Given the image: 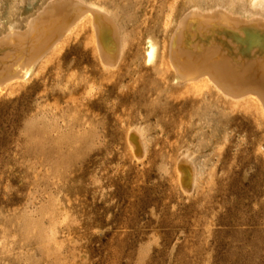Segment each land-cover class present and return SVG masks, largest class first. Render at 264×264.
Segmentation results:
<instances>
[{"label":"rangeland","instance_id":"obj_1","mask_svg":"<svg viewBox=\"0 0 264 264\" xmlns=\"http://www.w3.org/2000/svg\"><path fill=\"white\" fill-rule=\"evenodd\" d=\"M49 1L0 0V36L7 23L34 29L1 61L37 60L26 82L0 74V84L11 82L0 86V251L9 249L0 264H264V116L230 101L208 74L196 76L210 68L226 84L235 75L242 90L264 91V9L220 0L262 18L234 26L211 17L190 60L171 42L174 30L187 11L216 0H82L106 15L99 40L111 54L102 63L88 17ZM185 21L184 34L205 20ZM147 36L163 51L152 66L144 63ZM230 42L242 57L231 60ZM63 107L77 111L67 127L50 119ZM131 128L145 140L139 160L127 149ZM183 155L198 171L186 195L176 173Z\"/></svg>","mask_w":264,"mask_h":264},{"label":"bare ground","instance_id":"obj_2","mask_svg":"<svg viewBox=\"0 0 264 264\" xmlns=\"http://www.w3.org/2000/svg\"><path fill=\"white\" fill-rule=\"evenodd\" d=\"M211 1H214V0H211ZM217 2L211 6H207V7H199V6H195L194 8H192L190 11H187L186 14L183 15L182 18H180L179 20V27L174 30V35H172L171 37V42L172 43H175L176 42V46L180 49V46L181 47H186L187 48V51H182V54L185 55V56H188L190 58V60H195L192 56H191V53L192 52H195L196 49H199V48H203L204 44H203V41H202V31H207V29L209 28H212L213 25L211 26L209 24V21L211 20V17L213 16H219V14H223L225 15V17H227L229 20H231L233 23H234V26H237V22H241V23H246V22H249L251 20H254V21H259V19H261L262 17L259 15V14H255V13H251V12H248L247 10H240L239 12H234L233 11V5H223L222 2L220 0H216ZM230 2H236V1H240V0H229ZM45 5V4H44ZM68 6L70 11H73L77 14V16H80L82 13L84 16H82L84 19H86L87 17V22H89L90 26H91V30H92V36H95L97 38V44H96V41H94V45L97 47H95V51L97 53V57L100 59L103 60L102 63H105L111 52L107 49L110 44H103L101 40H99V30H100V27H99V21L100 19H105V16L103 14V12H101L98 7L96 6H93V5H90L89 3L86 4L84 3L82 0H50L47 4L48 8L51 7V6H54V7H61L62 6ZM46 6V7H47ZM44 7V6H43ZM41 7V8H43ZM45 7V9H46ZM246 7H251V8H255V7H261L264 9V0H246ZM44 9V8H43ZM42 10V9H41ZM40 11V10H39ZM63 11V10H62ZM43 12V10H42ZM41 12V13H42ZM37 13V12H36ZM86 13V14H85ZM91 18H89V15ZM38 14V13H37ZM191 14H199L201 17H202V20H205L203 22V24H196V27L195 28H192V26H188L187 28V33H182L183 31L181 30V26L183 25L185 19L187 18V16L191 15ZM39 16V15H38ZM87 16V17H86ZM35 16H33L34 18ZM255 17V18H254ZM256 17H259V18H256ZM38 18V17H37ZM43 18V17H42ZM48 18V17H47ZM80 18V17H79ZM79 18L76 20V21H81L83 22L84 19H81L79 20ZM109 18V17H108ZM31 19V17H30ZM28 18V20H30ZM45 19V18H44ZM50 19V18H49ZM40 21V19H39ZM110 21H113L112 19H110ZM47 22V21H46ZM45 22V23H46ZM186 22V21H185ZM28 23V22H27ZM30 23V21H29ZM28 23V24H29ZM35 23V22H34ZM48 23V22H47ZM51 23V21H50ZM54 23V22H53ZM76 23V22H75ZM75 23H72L73 25L71 26L72 28H74L75 26ZM86 23V22H85ZM26 24V26L28 27L29 25ZM42 24V23H40ZM44 24V23H43ZM42 24V26H43ZM166 24V23H165ZM45 25V24H44ZM48 25V24H46ZM84 25V24H82ZM5 26V25H4ZM31 26L33 27V24L31 23ZM31 26L29 28H31ZM38 26V24H37ZM41 26V25H40ZM39 26V27H40ZM51 27V24L49 25ZM59 26V25H58ZM185 26V24H184ZM226 26V25H225ZM224 24L222 26V29L225 28ZM26 27V28H27ZM37 27V28H39ZM69 27V30L71 31L72 28ZM228 27V26H226ZM37 28H35L37 30ZM44 28V27H43ZM184 28V27H183ZM42 29V28H41ZM48 29V28H47ZM57 29V28H56ZM55 29V30H56ZM234 29V31L236 32V34H238V36H240L241 38L244 37L243 33L238 30L236 27L232 28ZM30 30V29H29ZM32 30V28H31ZM30 30V31H31ZM34 30V29H33ZM32 30V32H33ZM43 30V31H42ZM42 33L46 31H44V29H42ZM54 30V28H53ZM54 30V31H55ZM68 30V31H69ZM22 30H17L13 27L12 23H7L6 24V29L3 33V35H1L0 37V74L6 72V71H9V77H7L8 80H13V82L15 81L16 83H23L24 81L26 82L29 78L32 77V73H31V69H32V64L34 63V60H35V55L36 54H33L31 56H28V57H25L24 55L21 54V56H23V61L22 59H20V57L18 58L17 56H14L12 61L11 62H7V63H3L1 61L2 58H7L9 57L10 55L12 56V53H15L14 51H20L21 48L23 46H25L24 44L25 43H22L25 39L24 36H28L26 33L28 31V29H26L25 33H22L20 32ZM24 31V29H23ZM28 31V32H30ZM67 31V29H66ZM66 31H65V35L67 36L70 32L67 31V34H66ZM197 31H198V34H197ZM53 32V31H52ZM51 32V33H52ZM210 32V30L208 31ZM40 33V32H39ZM190 35L188 36L190 39H191V43L190 44H187L185 39L187 37L186 34H189ZM29 34V33H28ZM31 34V33H30ZM44 34V33H43ZM42 34V36H43ZM50 34V33H49ZM48 34V35H49ZM61 35L62 37L65 35ZM209 34V33H208ZM35 35H36V31H35ZM41 35V34H40ZM38 33H37V37L40 36ZM47 35V36H48ZM52 35V34H51ZM199 35V36H198ZM30 36V35H29ZM28 36V37H29ZM55 36V35H54ZM60 37V36H59ZM62 37L59 38L61 41H62ZM63 37V38H64ZM114 37V36H113ZM200 37V38H199ZM32 38V37H31ZM35 38V37H34ZM46 38V37H45ZM44 38V39H45ZM33 39V38H32ZM39 39V38H38ZM41 39V38H40ZM43 39V40H44ZM42 40V41H43ZM48 40V39H47ZM58 40V39H56ZM26 41V40H25ZM28 41V40H27ZM55 41V40H54ZM61 41H58V42H61ZM35 42L36 39H35ZM56 42V43H55ZM53 42L52 44L53 45H58L57 41ZM28 43V42H27ZM30 43V42H29ZM32 43V42H31ZM55 43V44H54ZM232 44V42H230ZM51 44V45H52ZM60 44V43H59ZM219 44V43H218ZM29 45V44H27ZM43 45V43H42ZM49 46V47H52V46ZM120 45V44H119ZM215 45V44H214ZM41 46V45H40ZM144 46H145V50H144V63L146 66H152L154 65L157 60H160L162 61L163 60V51L161 50L160 46L158 45V43L152 39L151 37L147 36L145 38V41H144ZM32 47V45L30 46ZM222 47V46H221ZM259 47V46H258ZM264 47V46H263ZM24 48V47H23ZM27 48V47H26ZM40 48V47H39ZM253 48V47H252ZM251 48V49H252ZM31 49V48H30ZM211 49V47H210ZM215 49V48H214ZM232 51L234 52L235 54V57L231 60H235V58L238 56V57H242L241 55L238 54V50L236 48L235 45L232 44V47H231ZM27 50V49H26ZM26 50H22L25 54L26 53ZM29 50V49H28ZM48 50H51L50 48L47 49L46 51ZM220 50V48H219ZM264 50V49H263ZM207 51V50H206ZM227 51V50H226ZM208 52V51H207ZM223 52V51H222ZM264 52V51H263ZM27 53H29V51H27ZM38 53V52H37ZM47 53V52H45ZM44 54H41V55H45ZM19 54V53H18ZM40 57V56H39ZM38 57V58H39ZM37 58V59H38ZM117 58V57H116ZM8 59V58H7ZM100 59V60H101ZM246 59V58H245ZM9 60V59H8ZM40 60V59H39ZM106 60V61H105ZM244 60V59H243ZM37 62V60H35V63ZM101 62V61H99ZM110 62H114V61H110ZM192 61H190L191 63ZM242 62V61H241ZM40 63V62H39ZM38 63V64H39ZM101 63V64H102ZM114 64V63H113ZM223 64V63H222ZM34 65V64H33ZM103 65V64H102ZM258 66V64H256ZM175 66V69L177 70H187V69H183V68H178L176 65ZM229 66H231L232 68L234 69H237L239 67V65H237L236 63L234 64H229ZM249 66L253 67L255 66L253 63H249L247 65V67L242 70V72L244 73L245 70H247V68H249ZM103 67H105V65H103ZM107 67V66H106ZM213 67V66H212ZM243 67V66H242ZM218 68V67H217ZM261 70V72L263 71L264 72V64L263 66H260L259 68ZM210 68H205L204 71L197 76V78L202 75H205V74H208L210 76V81H212L214 83V86L220 91L222 92L225 96H227L229 98L230 101H232L233 103L235 104H245L246 107H248L250 111L252 112H255V113H259L261 116H264V91H260V90H257V89H254V88H250V89H247V90H242V87L244 85H241V84H238V83H233V77H235V75H228V76H225L226 78H230V82H228L227 84L222 82L220 79L213 77V75L211 73H209ZM239 69H237L238 71ZM241 72V71H240ZM262 72V73H263ZM57 73V72H56ZM59 73L58 72V76H59ZM207 75V76H208ZM57 76V77H58ZM62 76V75H61ZM196 76L192 77V76H188L186 77V80H189V79H192V78H195ZM56 77V78H57ZM60 78V77H59ZM208 79V77H206ZM177 80H179V82L183 83L185 82V78L181 77V75L178 73V76L176 78ZM205 79V78H204ZM258 79V78H257ZM264 79V77H263ZM8 80L4 83L2 82V84L4 83V86L2 84H0V86L2 85L3 87H6L5 84L8 83ZM10 80V81H11ZM82 81V80H81ZM12 82V81H11ZM9 82V85L10 83ZM260 82V81H259ZM15 84V83H13ZM8 85V86H9ZM12 86V85H11ZM74 88V86H73ZM63 90H66L64 88H62ZM69 89H72V88H69ZM62 90V91H63ZM61 91V90H60ZM67 91V90H66ZM70 92V90H68ZM64 92V91H63ZM89 95V94H88ZM250 95H255V97L253 96H250ZM87 96V95H86ZM234 104V105H235ZM42 108V107H40ZM50 108V107H49ZM55 109V108H54ZM53 110V109H52ZM56 110V109H55ZM54 110V111H55ZM51 111V110H50ZM52 112V111H51ZM49 112V113H51ZM73 112V114H69ZM39 113L40 110H39ZM76 109H74V107L71 109V108H67V107H63V109H57L56 112H53L51 113L52 115L50 116L51 120L52 121H57V120H60V123H64L65 126H69V123H70V120L69 118L70 117H74L76 116ZM42 115V114H41ZM48 116V114H47ZM84 118H86L85 122L88 123L89 119H90V116H85ZM83 119V117L81 118ZM84 120V119H83ZM81 124H83V122H81ZM133 133H135V135H137V138L139 139V144L138 142L136 141V139L133 137ZM126 145H127V149L128 151L130 152V154L136 159V160H139L141 159L143 156L145 157V148H146V145H145V140L143 139V137L141 136L139 130H137L136 128H131L127 131V134H126ZM141 147V154H137L135 149L136 148H140ZM184 157L181 156V158H178V161L177 162H182L183 163V169H179V167L177 166L176 164V173H177V183H178V187L181 189V191H185V195H186V192L189 194V190L192 189L195 187V185L193 186V184L195 182L194 180V174L198 171H196V166L193 165V162L192 160L191 161H188L187 159V156L186 155H183ZM186 156V158H185ZM180 159V160H179ZM192 164H191V163ZM184 164H185V167H184ZM183 171H185L187 173V176L185 177V179H187L186 182H182L181 180V176H182V173ZM184 174V173H183ZM193 186V187H192ZM9 249H4L3 252H1V256L2 255H5L7 252H8ZM0 256V257H1ZM4 258V257H3ZM3 258H0V261L3 260ZM11 264H15L16 262H18V260H10Z\"/></svg>","mask_w":264,"mask_h":264}]
</instances>
